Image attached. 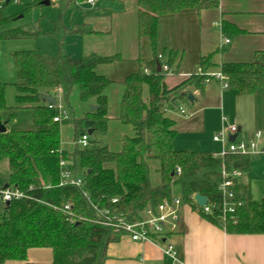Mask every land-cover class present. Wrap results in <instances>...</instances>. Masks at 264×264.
Returning a JSON list of instances; mask_svg holds the SVG:
<instances>
[{
    "label": "trees",
    "instance_id": "trees-1",
    "mask_svg": "<svg viewBox=\"0 0 264 264\" xmlns=\"http://www.w3.org/2000/svg\"><path fill=\"white\" fill-rule=\"evenodd\" d=\"M66 1L76 6L86 0ZM219 3L220 0H138V32L150 38L155 57L146 62L150 72L141 68L120 82L125 89L118 118L133 128L131 135L123 136L120 150H113L90 136L87 146L77 143L83 135H89V129L93 130L92 134L108 130L107 89L115 81L96 68L121 59L120 54L91 53L76 57L64 50L67 34L94 32L90 25L70 28L60 19L53 31L59 42L55 55L32 49L12 52L17 75L12 83L16 88V102H7L6 90L10 83L0 78V119L6 127V131L0 132V164H6L8 186L19 188L27 197L3 202L0 209V264L27 260L28 250L33 247L51 248L53 260L27 264H105L109 244L126 234L123 228L105 223L111 219L116 221L114 215L126 222L135 221L143 216L146 208L156 207L170 198L175 186L180 188L183 203L198 208L194 196L201 193L219 205L218 183L222 180L223 168L250 172V155L215 156L213 151L174 146L176 129L168 112L177 110L179 102L188 99L193 90L203 91L208 83L206 71L211 55L201 59L203 74L192 73L173 87H168L165 81L167 72L158 70L156 41L160 16L188 8L200 11L217 7ZM33 4L43 5L40 0H34L26 8ZM13 19L12 16L5 18L6 21ZM222 30L225 36L244 32L227 20H223ZM41 32L12 28L0 36L23 38ZM220 70L229 76V86L241 93H254L264 87V50L256 51L251 62H223ZM76 87L82 102L98 108L88 109L81 118L71 108H65L67 117L61 115V120L55 121L60 109L51 107L41 95L61 93L69 102ZM145 87H148L147 96ZM23 108L32 109L33 127H11ZM69 122L75 126L73 151L63 147L61 138L62 126ZM155 160L159 162L157 184L151 175V163ZM63 171L81 176L82 185L61 184ZM236 181L237 197L243 204L227 216V231L264 233V196L260 202L255 201L249 185L240 179ZM67 204L69 208L65 207ZM205 216L219 222L216 217Z\"/></svg>",
    "mask_w": 264,
    "mask_h": 264
},
{
    "label": "crops",
    "instance_id": "crops-1",
    "mask_svg": "<svg viewBox=\"0 0 264 264\" xmlns=\"http://www.w3.org/2000/svg\"><path fill=\"white\" fill-rule=\"evenodd\" d=\"M43 1L40 0L43 5L51 3ZM99 2H103L101 8L97 7ZM83 3L88 4L83 1L77 6ZM89 7V10L83 8L82 18L75 26L88 24L94 32L73 34L77 38V47L81 48L76 57L91 53L121 55V59L99 64L96 68L115 81L108 87L107 94L108 91H117L121 103L125 86L120 82L141 68L150 72L146 62L154 59L155 50L148 36L139 35L138 0H96L95 5L89 4ZM223 20L244 32L225 36ZM225 37L230 42H225ZM258 50H264V0H220L217 7L200 11L188 8L159 18L156 52L162 53V63L171 67L172 76L168 80L165 77L168 87L195 73L201 67L203 57L211 55L207 71L217 72L223 62L253 61ZM144 91L147 96L148 87ZM119 105H112L108 95L110 120H119ZM179 105L185 108L186 114L178 110L168 112L174 120V146L177 149L221 151L223 144L213 137L226 125L223 116L227 117L228 123L234 122L239 126L238 132L229 136L228 141L232 137L237 141H249L256 131L264 133V87L245 94L232 86L225 87L213 78L202 92L193 95L192 100L188 97V101H181ZM14 121H18V116ZM115 123L121 133L125 132L120 141L112 142V147L119 148L123 136L127 131L132 134L133 128L120 120ZM259 144L264 145V138L259 140ZM250 162V172L244 173L240 180L249 185L253 199L260 202L264 196V152L251 154ZM7 183L6 173L4 179L0 178V187ZM165 241L174 245L176 260L164 252L162 244ZM142 255L145 256L144 262L140 260ZM52 260L51 248L33 247L28 250L27 260H8L2 264L51 263ZM105 264H264V233L229 232L221 222H214L197 207L183 203L178 229L162 238L161 243L157 240L134 241L127 234L122 235L118 241L109 244Z\"/></svg>",
    "mask_w": 264,
    "mask_h": 264
},
{
    "label": "rangeland",
    "instance_id": "rangeland-1",
    "mask_svg": "<svg viewBox=\"0 0 264 264\" xmlns=\"http://www.w3.org/2000/svg\"><path fill=\"white\" fill-rule=\"evenodd\" d=\"M33 1L34 0H17V2H14L13 0H10L3 6V8H0V34L3 31L12 28H21L28 31L39 29L40 31H42L36 36L23 38L6 39L0 36V78L5 82L10 83L6 90V98L10 102H12V104H15L16 102V88L12 85V83L17 80L12 52L15 50L32 49L50 55L57 54L59 51V42L56 32L53 33L57 22L62 19L70 28H74L75 24H77V22L81 20L83 11H85L84 9L91 7H89V4L84 3L80 7H78L77 4L76 6H74L73 4L68 5L67 1L64 0L62 2H51L47 5L36 6L33 4L29 8H26L27 3L32 4ZM102 3L103 2H99L97 7L101 8ZM11 16L14 18L13 20H5V18ZM64 50L67 53L73 54V56H77V53L81 51V48H79V46L77 47V38H75L74 35L67 34L65 36ZM171 74V72H167V80L172 76ZM168 84L171 83L169 82ZM193 92L192 94L194 95L199 94L200 91L194 90ZM116 93L117 91H108L107 95H109L111 104H116V107H118L120 103L118 95ZM60 101L66 109L69 110V108H71L72 110H74L75 116L77 118L83 117L85 112L90 109V106H86V104L80 99L77 87L72 91L69 102L65 101L62 96ZM184 101H188V99ZM179 103L181 104V101ZM32 120V109L23 108L18 113V121L12 122L11 125L14 128L29 129L33 127ZM115 121L118 122L119 120H110V127H108V130L105 133L89 134L90 139L99 140L101 141V143L105 144L110 143L109 145L112 147V142L117 143L118 141H120V137L125 133H121V131L117 127L118 125L116 126ZM126 133V135H131L128 133V131ZM61 138L63 147L69 151H73L76 146V139L75 126L72 122L65 123L62 126ZM112 148L113 150H120L118 147ZM158 165L159 162L157 160L152 161L151 163V175L154 184H157L159 182V174L157 171ZM6 171L7 167L3 162L1 163L0 169L1 179L5 178L7 173ZM173 194H181L180 188L178 186L174 187ZM3 205V202L0 200V209H2Z\"/></svg>",
    "mask_w": 264,
    "mask_h": 264
},
{
    "label": "built area",
    "instance_id": "built-area-1",
    "mask_svg": "<svg viewBox=\"0 0 264 264\" xmlns=\"http://www.w3.org/2000/svg\"><path fill=\"white\" fill-rule=\"evenodd\" d=\"M10 0H0V8L8 3ZM17 2V0H13ZM51 2H60L64 0H49ZM86 2L90 5H94L96 0H86ZM225 42H230L228 37L224 38ZM163 54L159 53L157 60L160 61L161 70L164 72H170L171 67L167 63H162ZM146 72H149L147 68H145ZM195 73L203 74L204 70L202 67H199ZM207 82L210 79L219 80L223 86H229V76L223 73L221 70L217 72H208ZM191 75V74H190ZM57 96L56 104L49 105L51 107H57L60 109V115L54 118L55 121H60L61 117H67L68 113L65 109L64 105L60 101L61 95ZM59 99V100H58ZM181 114H186V110L184 107L179 106L177 109ZM62 115V116H61ZM223 121L226 122V125L221 129L219 133L214 135L213 139L215 141L221 142L223 144V149L221 151L215 152V156H221L228 153L239 154V155H251L260 152H264V145L260 146L259 140L264 138V133L262 130H258L255 133V136L249 141H237L230 140L228 141V137L234 135L238 132L239 126L237 123H228L227 117L223 116ZM78 144L82 146H87L89 144V135L85 134L77 141ZM62 164L64 162L62 161ZM244 175L242 170L233 169L227 170L223 168L222 180L218 183V187L221 193V201L220 204H214L210 202L208 198V202L203 206H199L198 209L203 215L216 217L219 219V222L225 225V220L228 215L235 213L236 209L243 204V200L238 199L237 191H236V180L241 179ZM61 184H74V185H82L83 179L81 176H77L72 174L69 171H63L61 176ZM27 197V194L20 190L19 188L8 187H0V200L2 202H10L12 200L21 199ZM117 201V198L114 199ZM183 204L182 198L180 195H172L170 198L164 199L160 202L156 207H148L145 209L143 216L135 221L126 222L123 217H119L114 215L113 218L117 219L116 221L108 220L106 224H112L117 228H123L126 231V234L134 241H154L157 240L161 243L162 238L167 237L172 232L178 229V221L180 218V207ZM69 208L67 204L65 206ZM163 250L164 252L171 256L173 259H177V252L175 247L170 242H164ZM142 262L145 261V256L142 255L140 257Z\"/></svg>",
    "mask_w": 264,
    "mask_h": 264
},
{
    "label": "water",
    "instance_id": "water-1",
    "mask_svg": "<svg viewBox=\"0 0 264 264\" xmlns=\"http://www.w3.org/2000/svg\"><path fill=\"white\" fill-rule=\"evenodd\" d=\"M45 3H49V0H45L43 1ZM158 70L160 71L161 70V65L158 63ZM41 98L45 101H47L48 103H51V104H56L57 102V96L56 95H49V94H45L43 93L41 95ZM189 99L192 100L193 99V95L190 94L189 95ZM98 106L95 105V104H90V110H95L97 109ZM6 131V127L5 125L2 123L1 119H0V132H4ZM89 134H92L93 133V130L92 129H89L88 131ZM235 137H232L231 140H234ZM5 187H8V184L5 186ZM194 200L197 202V204L199 206H203L204 204H206L208 202V196L207 195H204V194H201V193H197L195 196H194Z\"/></svg>",
    "mask_w": 264,
    "mask_h": 264
}]
</instances>
